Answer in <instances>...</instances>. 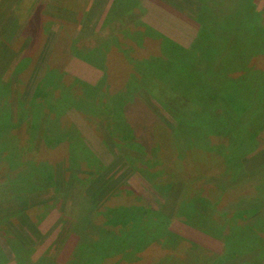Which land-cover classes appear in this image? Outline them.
I'll use <instances>...</instances> for the list:
<instances>
[{"label":"rangeland","instance_id":"374dc122","mask_svg":"<svg viewBox=\"0 0 264 264\" xmlns=\"http://www.w3.org/2000/svg\"><path fill=\"white\" fill-rule=\"evenodd\" d=\"M112 1L0 0V123L5 116L12 124L8 131L2 127L0 137V264H18L21 254L34 262L48 256L58 264H66L79 243L73 224L90 213L84 209L92 208L87 205L91 200L86 193L90 186L104 191L105 198L97 205L99 210L110 198L109 204L116 203L115 194L123 191L124 196L133 200L131 204L162 210L167 201L174 200L170 192L163 193L157 186L171 184L174 190L181 187L184 178L195 182L197 190H205L210 178L216 179L221 174L219 166L207 167L212 163L205 156L190 152L183 135L175 137L173 148L165 147L166 131L172 130L166 136L174 141L175 120L171 110L174 100L180 108L188 102L200 110L209 106L208 109L222 111L224 100L216 92L222 79H238L246 73L244 67H249L255 72L245 88L253 82L247 93H254L255 99L263 103L252 109L264 111V12L258 11L264 0H252L258 18L246 23L245 28L238 25L237 30L234 25L228 42L224 40L227 38L224 29L211 24L202 31L198 26L203 11H208L209 16L220 15L218 3L213 0H157L165 5L159 12L155 0H122L129 4L125 15H120L119 9L115 13L113 9L116 10L119 0ZM228 6L231 10L221 11V20L249 15L245 5L234 2ZM184 17L193 21L198 17V25L189 31ZM198 32L201 34L196 41ZM159 34L184 50L162 48ZM248 34L250 45L243 51L230 44L236 41L239 44ZM60 36H64L67 44L62 50L56 45ZM259 50L261 55L252 57ZM148 60L157 65L151 76L140 81L137 72L138 81L132 79L131 67ZM50 64L66 75L59 83L50 85L47 105H32L35 89ZM230 64L233 65L228 71L226 67ZM248 75L251 74L244 76ZM170 80L173 92L168 85ZM80 82L85 88H81ZM91 87L97 92L90 91ZM240 88L238 92H245ZM125 91L128 97H136L137 104L129 103L123 124L118 117L109 116L113 112L108 102L112 98L115 100L112 103L119 105V97ZM77 96L80 100L74 105L72 100ZM237 96L246 99L245 94ZM60 99L58 114H53L51 108ZM137 112L153 118L155 129L149 131L156 133V140L144 129L137 130L140 137L136 138L123 131L125 126L129 130L134 128L133 116ZM190 123L198 128L197 121ZM210 131L205 128L199 134ZM66 137L76 138L79 145L75 164L70 160L71 146ZM7 147L14 152L13 157L9 151H3ZM242 162L247 173L264 164V129L254 151L244 156ZM161 168L164 173L176 176L166 182L158 178L154 182L156 177L152 173ZM94 173L98 177L92 176ZM262 182L260 177H249L246 185L229 193L226 205L244 194H253L259 197L262 213L264 184L259 185ZM174 212L166 210L164 220L168 223L167 231L177 239L167 235L165 246L158 245L138 257L116 256L110 264H172V260L173 264H264V259L257 260L250 253L228 254L223 234L203 233ZM146 219L147 216L141 223L146 222L147 227ZM225 252L228 259L216 261L217 255Z\"/></svg>","mask_w":264,"mask_h":264},{"label":"trees","instance_id":"16d2710c","mask_svg":"<svg viewBox=\"0 0 264 264\" xmlns=\"http://www.w3.org/2000/svg\"><path fill=\"white\" fill-rule=\"evenodd\" d=\"M213 2L218 3L217 5L220 15L209 16L208 11H203L204 17L201 18L202 31L211 24L216 25L225 30L227 38L225 37L224 40L227 42L230 38L229 35L231 34L229 32L234 25H236L237 30L240 26L245 28L246 23L250 24L255 20V17L258 18L255 14L254 17L251 14L247 15L246 13L247 16H240L236 19L223 18L221 20V15H223L221 11L225 9H227L226 11L231 10L228 3L236 2V4H240L241 6L245 5L247 7V12H252L250 11L252 9L251 0H222L220 2L213 0ZM128 5L127 2L124 3L122 0H119L116 5V10H113L116 13L119 9L121 13L120 15H125L127 14L125 8ZM133 7L134 5L131 6V9H133ZM144 28H146L147 31H152L148 27ZM258 28L260 29V25ZM237 30H234V32ZM136 35H141V33H137ZM248 36L249 34L246 38L243 37L239 44V41L231 42L230 44L234 46V49L239 48L243 51L250 45L247 40ZM157 38H160L162 41V48L169 46L182 49L160 34ZM65 42L66 40L64 36H60L58 44H56L57 48L59 50L60 48L61 50L62 48L64 49V46L67 45ZM194 46L195 45H193L192 48ZM219 48H222V46ZM262 54H264V52ZM210 55L214 58V54ZM259 55H261L260 50L257 54L252 55V57L255 58ZM83 60L86 59L83 58ZM252 60H250V62ZM224 61L226 60L224 59ZM53 65L50 64L51 67L47 68L44 76L40 79L34 92L35 100L32 105H47L50 85L59 83L66 75L62 72V69ZM232 65L233 64L228 65L226 70L229 71V68ZM95 67L98 68V66ZM156 67L157 65L150 63L149 60L141 64L133 65L131 67V78L138 81V78L135 77L138 75L140 81L142 79L146 80L147 77L151 76V73L153 72L152 69ZM244 69L246 73H250L251 75L244 76L246 73H243L238 79H222L221 85L218 87L219 90L216 91L221 94L220 96L224 100L225 109L222 111H218V109L215 111V108L208 109L209 106H204V109L201 110L197 109L188 104L185 97H183L182 100L187 102V106L185 105V107L180 108L177 106V101L174 100L175 108H171L175 120V128H173L174 131L172 134L174 141L173 139H170L169 136H166L167 134L169 135L172 130H170L169 133L166 131L167 134L163 135L166 148L174 147L176 143L175 137H181V135L185 136V140L189 142L190 152L194 153L195 156H205L206 160H209V162L212 163H209L210 165L207 167H212L216 164L221 169V174L219 173L216 179H212L211 177V182L205 186L207 188L202 190L203 192L197 190L198 185H196L195 182L192 184L186 181L185 178L180 184L181 187L174 190L173 187H171V184L161 187L157 186L158 189L163 191V193L170 192V197L174 200L172 202L170 200L167 201L164 208L158 211L150 209L142 204H131L133 203V200L128 199L126 195L124 196L123 192L125 193V191L115 194V198L117 199L116 203L109 204L108 202L111 200L110 198V200L106 201L102 207L103 210H99L100 208H97V205H101L99 203L104 200L102 199L105 198L104 191L98 187L90 186L86 193L88 194L87 198H90L91 200L88 201L87 205H91L92 208L89 207L90 209H84L85 212L90 213H85L87 217L84 216L82 221H77L73 224L74 232L77 233L79 237V243L76 247L77 249L66 264H110L109 261L116 256L132 257L134 254L138 257L144 251H153L158 245L165 246V244L168 243V236L177 239V236L167 231L168 223L167 220H164V216H167V213L165 212L168 209L171 213L175 211L174 214H177L178 216L180 215V218H184L186 224H189V226L196 228L203 233L208 235L220 234V236L223 234L224 242L227 246L226 252L228 254H231L233 251L238 252L237 255L239 256L245 253H250L254 255L257 260L264 259V211L262 213L260 212L262 206L259 203V197L255 198L253 194H244L243 196H240L236 202H230L226 205L229 201V193L233 192L243 184L246 185L249 177H252L253 175L255 177H260L263 182L259 185L264 184V164L258 167L256 171L247 173L244 170L242 162L244 156L254 151L258 142L259 133L264 129L262 127L264 124V111L256 112L252 109L257 104L259 105L263 103L260 99H255L256 97L254 93H247L253 82H251L248 89L245 88V84L250 78L252 79L255 71L251 70L249 67H244ZM134 71L135 73H133ZM137 72H139V74H137ZM221 72L226 73L225 70H222ZM153 75L154 74H152V76ZM164 80L165 79H161L163 82ZM132 81H129V87H131ZM79 85L81 88H85L83 83L80 82ZM168 85H171V91L173 92V83L171 80ZM240 87H243L242 90H245V92H238L241 89ZM222 88L225 90H222ZM88 89L93 92L96 90L95 87ZM237 94H245L246 99L242 100ZM120 96L123 97H119V105H114V103H112V100L113 102L115 101L114 99L111 98L109 100L108 107L111 108L113 112V114H109V116L113 118L114 116L118 117L121 120L120 122L124 124L125 110L127 106L130 104L136 105L137 103L136 97H128L126 91L121 93ZM176 98H178V96H176ZM79 100L80 98L77 96V98H73L72 102L74 105H77ZM61 101L62 100L60 99L55 106H50L52 107L51 110L53 111V114H58L56 109L59 107ZM150 106L154 107L153 105ZM164 107L167 106L165 105ZM189 109H193L190 114ZM7 116H9V114H7ZM5 118L6 117L4 116L0 123V137L3 135L2 127L7 131L12 127L11 122ZM133 120L135 124V126H133L134 128L129 130L125 126L124 128L126 130L123 128V131L136 138L137 136L140 137L137 134V130L142 132L141 129H144L151 135V139L156 140V133L154 131H149L155 129L154 124H152V122L155 121H153V118L150 117L148 113L141 115L137 112L134 114ZM191 121H197L198 128L193 127L190 123ZM156 124L160 126L158 122H156ZM207 126H209V129ZM205 128L206 130L211 131L207 134L200 135L199 132L205 130ZM106 129H109L107 125ZM38 130H40V126L38 127ZM111 133L113 132L111 131ZM66 138L69 139L71 146L70 160L75 164L74 157L75 154H78L77 150L79 149V145L76 142V138ZM41 140L43 143L48 142L44 139ZM140 142L143 146H146L144 142ZM4 150L9 151L10 157L14 156V152H12L11 149H8V147L3 149V151ZM41 166L44 167L43 165ZM41 166H34V168L37 170L40 168L42 169ZM70 168H72V166H70ZM152 174L153 177H156L153 180L154 182L157 178L162 182H166V180L173 179L176 176L173 173H164L163 168ZM92 176L98 177V173H94ZM74 178H76V176ZM213 180H216L217 182L212 183ZM97 181L98 180L94 181V184ZM126 193L128 194L129 192L126 191ZM224 206L227 207L223 208ZM26 210L28 211V208ZM145 216H147L146 220L149 221V226L147 227L145 225L146 222L143 225L141 223ZM98 222L101 223L98 224ZM176 244L179 245L178 242H176ZM24 246L26 247L25 244ZM13 248L19 250L16 246ZM226 252L225 255L222 254L223 256L217 255L216 261L227 260L228 256L226 255ZM20 253L18 255H20ZM189 253L190 252H188V254ZM21 255L18 256L21 258V260H18V264H58L53 258L48 256H43L34 262V260L30 258L26 259L24 256L21 257ZM171 263L173 264L174 260H172Z\"/></svg>","mask_w":264,"mask_h":264},{"label":"crops","instance_id":"0c3cea01","mask_svg":"<svg viewBox=\"0 0 264 264\" xmlns=\"http://www.w3.org/2000/svg\"><path fill=\"white\" fill-rule=\"evenodd\" d=\"M113 1H114V0H113ZM113 1H112V3H113ZM155 2H156L155 5H156V7H157V11H158V12H159V10L163 9V6L165 7V5L162 4V3H160V1L155 0ZM251 2H252V0H251ZM112 3H111V5H112ZM255 4H256V3H255ZM255 4H252V3H251V8H252V9H251L250 11H252V12H249V14H251L252 16H254V14H255V16H256L257 13H259L258 11H260V13H263V12H264V4H263V6L260 8L261 10L258 8V11H257V13H256V12H255L256 10L254 9V7H255L254 5H255ZM111 5H110V6H111ZM109 8H110V7H109ZM246 8H247V7H246ZM108 10H109V9H108ZM173 11H174V10H173ZM173 11H172V12H173ZM262 11H263V12H262ZM107 12H108V11H107ZM107 12L104 13V18L107 16ZM174 12L176 13V11H174ZM255 16H254V17H255ZM102 17H103V15H102ZM184 19H185L184 21H186L187 17H184ZM187 20H188V23H187V24H188V26H189L188 28H190L189 31H192V29L195 28V26H196V24H197V20H198V18H197V20L194 19L195 21H193V20H191V19H187ZM195 22H196V23H195ZM184 23H185V22H184ZM197 25H198V24H197ZM97 26H98V25H97ZM198 26H199L200 29L202 28V26H200V25H198ZM200 32H201V30H200ZM200 32H198L199 35L197 36L196 41L198 40V38H199V36H200V34H201Z\"/></svg>","mask_w":264,"mask_h":264}]
</instances>
